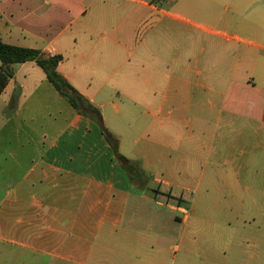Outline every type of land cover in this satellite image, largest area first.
Listing matches in <instances>:
<instances>
[{
    "label": "crops",
    "instance_id": "crops-1",
    "mask_svg": "<svg viewBox=\"0 0 264 264\" xmlns=\"http://www.w3.org/2000/svg\"><path fill=\"white\" fill-rule=\"evenodd\" d=\"M0 40L61 56L58 72L101 110L122 155L131 138L135 152L123 156L150 177L147 188L131 183L96 124L35 61L4 67L13 76L0 92V210L30 217L31 202L43 201V247L47 235L57 240L46 255L84 260L73 233L88 219L80 221L78 208L47 204L60 196L59 176L72 185L87 179L83 197L104 195L103 216L112 223L115 200L126 206L155 183L157 194L183 201L171 209L193 228L196 211L184 206L195 188L222 202L220 226L230 235L216 245L230 264H264V0H0ZM140 138H149L141 148ZM176 166L191 182L161 178ZM76 191L66 195L77 199ZM120 231L133 249L148 238L130 224ZM227 250L237 251L233 259Z\"/></svg>",
    "mask_w": 264,
    "mask_h": 264
},
{
    "label": "rangeland",
    "instance_id": "rangeland-1",
    "mask_svg": "<svg viewBox=\"0 0 264 264\" xmlns=\"http://www.w3.org/2000/svg\"><path fill=\"white\" fill-rule=\"evenodd\" d=\"M130 123L134 124L132 121ZM95 126L100 133L99 126L97 124ZM148 139L140 138L138 147L141 148L142 145H145ZM134 148V142L132 143L131 138L126 137L122 146L123 153L130 157L135 152ZM178 163L176 161L175 165ZM181 172L182 170L176 166L171 178H161L180 186L185 184L186 178L187 181L191 182V178H188L186 173L183 172L182 175H178ZM55 176L57 175L54 173L51 178L54 179ZM57 177L59 181L61 180V186L58 189L60 196L47 201L49 207L52 209L78 208L80 209V221L86 219L89 221V225L86 224L85 229L80 227L79 233L76 230L73 233L76 234V237H80V244L83 246L81 254L84 253V260L79 259V264H89V256L95 258L96 264L232 263V261L227 260L226 250L216 245L222 235H230V233H225L226 230L220 226L223 218L219 216L216 206L217 204L222 206V202L205 200L201 197V191L198 192L195 188L193 190L195 191L194 195H190L191 203H186L184 206L189 212L192 209L196 211L192 219L195 220L193 228L190 227L189 229V227L181 225L176 220L179 217L177 216L179 215L178 212L171 209V207L181 206L183 201L181 199L175 200L169 192H166V196L157 194L153 190H159L155 183H151L148 190L141 192V197L137 200L129 199L126 206L121 207L118 199L115 200L113 212L116 215L114 217L117 223L114 221L112 223L109 217L103 216L104 195L100 196L101 200H97L95 199L96 191L92 192L94 193L92 197H83L88 188L89 181L87 179H80L78 184L72 185L66 177ZM198 179L199 177L196 176L193 180L195 186ZM72 187L74 194L77 188L76 192L79 194V199H70L71 196L66 195L71 194ZM174 191L176 190L174 189ZM2 194L3 192L0 190V197ZM10 203L7 202L6 206H9ZM31 206L30 217H24L18 212L8 213L4 209L0 210V264H77L76 260H57L43 252V250L47 251L45 249L53 252V249L47 247L53 246L57 240L54 236L47 235L48 242L43 247V201H32ZM93 207H96L95 215L87 217L86 210ZM123 211L124 218H121L119 213ZM6 213L8 214L6 215ZM29 221L31 222L30 226ZM125 224L133 225L134 229L138 227V230L143 231L144 235L148 236L144 245L133 249L120 242V228ZM71 230V227L61 229V231L67 232H72ZM60 237L66 238V236ZM76 240L75 237L68 238V242H75ZM227 252H229V258L232 259L237 253L235 250H227ZM63 253L66 256L70 255L66 250ZM250 254V250L247 249L246 256Z\"/></svg>",
    "mask_w": 264,
    "mask_h": 264
},
{
    "label": "trees",
    "instance_id": "trees-1",
    "mask_svg": "<svg viewBox=\"0 0 264 264\" xmlns=\"http://www.w3.org/2000/svg\"><path fill=\"white\" fill-rule=\"evenodd\" d=\"M0 61L3 65L0 69V92L5 89L9 78L13 76V72L5 71L4 67L35 61L43 68L48 80L59 94L68 100L76 112L99 126L101 134L110 146L115 159L119 162L122 170L126 172L131 183L140 188L148 187L150 177L141 169L138 162L126 158L119 152V140L105 127L101 110L70 86L58 72L59 63L62 61L61 56L47 57L45 53L39 50L9 45L0 40ZM9 107L11 109L16 107V103L12 101Z\"/></svg>",
    "mask_w": 264,
    "mask_h": 264
}]
</instances>
